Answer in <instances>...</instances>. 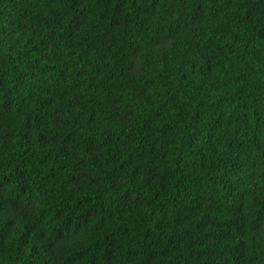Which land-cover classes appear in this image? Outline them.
Returning <instances> with one entry per match:
<instances>
[{
	"label": "trees",
	"instance_id": "trees-1",
	"mask_svg": "<svg viewBox=\"0 0 264 264\" xmlns=\"http://www.w3.org/2000/svg\"><path fill=\"white\" fill-rule=\"evenodd\" d=\"M0 264H264V0H0Z\"/></svg>",
	"mask_w": 264,
	"mask_h": 264
}]
</instances>
